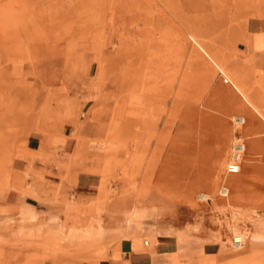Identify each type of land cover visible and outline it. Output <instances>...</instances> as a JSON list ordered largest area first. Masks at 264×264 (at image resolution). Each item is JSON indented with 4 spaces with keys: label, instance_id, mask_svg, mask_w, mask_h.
<instances>
[{
    "label": "rangeland",
    "instance_id": "obj_1",
    "mask_svg": "<svg viewBox=\"0 0 264 264\" xmlns=\"http://www.w3.org/2000/svg\"><path fill=\"white\" fill-rule=\"evenodd\" d=\"M258 34L253 48L264 0H0V202L18 187L33 194L51 168L49 82L89 61L99 90L67 171L70 186L83 172L97 200L70 223L0 208V264L98 260L123 239L189 246L179 264H264L259 117L261 150L229 177L230 206L216 195L235 134L248 144L246 123L231 120L246 119L244 98L264 117V74L240 59Z\"/></svg>",
    "mask_w": 264,
    "mask_h": 264
},
{
    "label": "crops",
    "instance_id": "obj_2",
    "mask_svg": "<svg viewBox=\"0 0 264 264\" xmlns=\"http://www.w3.org/2000/svg\"><path fill=\"white\" fill-rule=\"evenodd\" d=\"M259 36L250 39L248 50L240 59L246 70L264 74V45L253 48L251 42ZM89 65V61H74L70 72L63 74L64 79L49 82L53 102L48 105L46 115L54 127L45 146V164L51 168L41 175L40 184L34 188L33 194L23 192L19 187L5 192L0 208L12 212L26 207L44 221L70 223L77 216L85 214L97 200V187L83 172L75 176L74 186H70L67 179L68 167L72 164V156L80 146V141L92 134L86 116L96 103L99 90L90 81ZM263 131L262 126L258 129V135ZM251 140L259 146L253 135ZM184 257L190 260L193 253L189 246L183 248L180 242L163 239L135 250L130 241L123 239L113 244L107 257L98 260L79 259L74 264H179Z\"/></svg>",
    "mask_w": 264,
    "mask_h": 264
},
{
    "label": "bare ground",
    "instance_id": "obj_3",
    "mask_svg": "<svg viewBox=\"0 0 264 264\" xmlns=\"http://www.w3.org/2000/svg\"><path fill=\"white\" fill-rule=\"evenodd\" d=\"M193 35V34H192ZM190 40L196 45V46H198V48H200L203 52H204V54L207 56V57H209L208 56V54L202 49V47L197 43V41L193 38V36H190ZM212 59V58H211ZM225 81H227V79H225ZM243 106H245V108L247 109V116H246V119H245V117H243V116H235V117H232V122L234 123V124H236V125H244L245 123H246V126H245V129H244V134L247 136V139H248V145H247V147H246V143H245V141H244V152H243V156L245 155V163H246V166L248 167V168H251V164H252V161H253V157H254V155L258 152V151H260L261 149L251 140L252 139V131H253V129H254V127H255V119H256V117H259V119L261 118L262 120H264V117L262 116V114H260V112H258V110H257V108L249 101V100H246V98H244V105ZM246 115V114H245ZM235 126V125H234ZM264 132V131H263ZM263 134V133H262ZM245 136V137H246ZM238 137H234L233 138V140H232V143H234L235 141H236V139H237ZM239 138H242L241 136L239 137ZM232 143H231V145H232ZM262 150H264L263 148H262ZM229 153H230V151H229ZM220 157V156H219ZM228 159H229V155H228V158H227V161H228ZM227 161L225 162V165H226V163H227ZM216 163H215V166H217L218 167V165H219V163H220V158L217 160V161H215ZM225 165H224V167H225ZM241 168V167H240ZM240 172V170L237 172V173H235V174H230V175H225L224 177H223V173H224V169H223V172H222V174H221V177H220V181H219V184H218V189H217V192H216V195H217V197H219V198H222V199H226L225 200V205L226 206H230V199L228 198V196H229V194H230V184H229V177H231V176H233V175H236V174H238ZM212 181V180H211ZM212 183V182H211ZM221 185H224L225 187H226V194L225 195H221L220 194V189H219V186H221ZM232 185H237L236 183H234V182H232ZM216 197V198H217ZM198 198L200 199V200H202L204 203H206L207 201V199H209L210 197H207V195L204 193H200V194H198ZM211 199V198H210ZM214 199V198H213ZM227 207V208H228ZM235 236V235H234ZM242 236V235H241ZM240 235H236L235 237H234V241H243V239H242V237H241ZM233 241V242H234ZM233 246L236 248V249H240L241 248V246L242 245H240L239 247H238V244H233Z\"/></svg>",
    "mask_w": 264,
    "mask_h": 264
},
{
    "label": "built area",
    "instance_id": "obj_4",
    "mask_svg": "<svg viewBox=\"0 0 264 264\" xmlns=\"http://www.w3.org/2000/svg\"><path fill=\"white\" fill-rule=\"evenodd\" d=\"M236 141L232 143L230 146V153H229V159L224 167V173L223 177L225 175H230V174H235L240 170V167L242 165V159H243V152H244V141L241 140L240 134L236 133L235 134ZM264 138V132L262 134ZM220 189V194L225 195L226 194V187L224 185L219 186ZM232 241H234L232 239ZM234 244H238V247L243 244L242 241H234ZM235 248V247H233Z\"/></svg>",
    "mask_w": 264,
    "mask_h": 264
}]
</instances>
